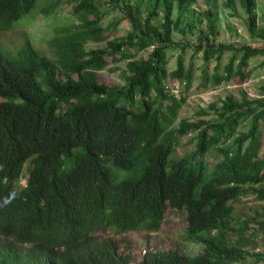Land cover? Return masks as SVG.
Wrapping results in <instances>:
<instances>
[{
	"label": "trees",
	"instance_id": "16d2710c",
	"mask_svg": "<svg viewBox=\"0 0 264 264\" xmlns=\"http://www.w3.org/2000/svg\"><path fill=\"white\" fill-rule=\"evenodd\" d=\"M198 1L0 0V32L37 13L53 22L51 54L28 36L16 51L0 40V238L11 240L1 264H233L246 257L250 221L235 216L234 203L256 186L264 200V88L254 100L227 96L211 106L209 119L178 120L187 97L168 82L185 92L197 77L203 88L244 80L264 48L217 42L211 10L209 31L201 30L195 44L176 42L175 31ZM235 2L247 13L251 35L264 40L258 0H227ZM64 3L73 6L66 18L59 11ZM105 7L130 20L126 35L106 34L119 22L104 24ZM105 40L103 48H86ZM188 47L202 65L187 64L182 52L170 70V51ZM108 56L126 60L123 85L98 81ZM189 134L195 145L180 152ZM170 212L185 217L186 239L202 252L151 248L135 259L123 235L158 233ZM257 229L264 230V220Z\"/></svg>",
	"mask_w": 264,
	"mask_h": 264
},
{
	"label": "rangeland",
	"instance_id": "374dc122",
	"mask_svg": "<svg viewBox=\"0 0 264 264\" xmlns=\"http://www.w3.org/2000/svg\"><path fill=\"white\" fill-rule=\"evenodd\" d=\"M73 6L70 3H64L61 5L59 11L61 17L66 18L72 12ZM109 7H105L104 10H108ZM208 10L214 12L212 20L216 25V41L219 43L235 44V45H252L255 47L264 48V40L259 39L251 35L249 30L248 16L245 10L242 8L239 2H235L230 6L227 4V0H199L193 7L192 11L188 12L184 16L183 23L179 29L174 33V40L176 42H183L189 44H195L201 34V30L209 31L207 25L206 13ZM256 12L259 16L258 30L264 27V0H258V6ZM117 21L119 25L108 31L106 34L110 39L126 35L131 28L130 20L124 16L119 10H108V15L104 19V24ZM196 23L194 30L191 29L190 24ZM53 22L46 21L42 18L40 13L35 15L33 20H28L20 23L15 29L7 32H0V40L3 42L7 49L16 51L19 49L28 36L34 46L44 54H51L49 48V40L53 36L52 31H49ZM107 44V41L94 42L90 41L86 44L88 50L103 48ZM152 51V47L148 50L140 53V57H146ZM184 54L186 63L189 64L191 60H194L196 66L202 65L203 60L200 54H196L193 47H188L185 50L173 49L169 53V69L173 70L176 67V61L180 53ZM231 52H226L222 59V66H224L229 59ZM109 64L105 69L97 72L98 81L105 83L108 86L123 85L122 72L126 65V60L114 61L112 56H108ZM215 61L212 62L210 69L212 70ZM250 74L242 80L239 78H233L229 81H225L220 85H210L207 88L200 87V78L197 77L193 83V86L189 91L183 90V86L178 81L170 80L168 87L173 88L174 93L178 96H186V102L179 110L178 120L182 118H188L190 120L203 118H211L213 115L212 105H221L222 100L231 95L238 99L247 98L248 100H254L263 96L264 88V54H260L253 57L250 61ZM200 69H197V75L200 74ZM202 111L210 113L207 116L202 115ZM212 113V114H211ZM264 126V124H263ZM242 130H247L246 126L242 127ZM183 145L179 148L180 152L184 150H192L195 143L192 141V134L182 138ZM26 184L25 177L21 181V185ZM259 186L254 188H247L242 194L241 198L234 203L235 216L239 217L242 221L249 220L250 227L244 233V240L242 247L246 252V257L235 261L233 264H264V230H258V222L264 220V200H260L257 196L256 190ZM188 232V224L185 221L183 215H175L170 212L163 228L158 232H130L123 237L129 241L130 247L127 249L131 252L135 259H140L147 249L151 250H172L179 248V250L187 255L196 256L199 255L203 246L200 243L189 241L186 239ZM8 239L0 238V259L3 257L2 251H4V244ZM121 242V240H120ZM122 247L124 243H121ZM18 250L24 252L27 247H17ZM255 254H259L261 259H257ZM1 264V260H0Z\"/></svg>",
	"mask_w": 264,
	"mask_h": 264
}]
</instances>
